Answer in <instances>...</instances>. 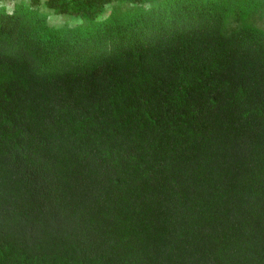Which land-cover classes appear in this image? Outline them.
Returning a JSON list of instances; mask_svg holds the SVG:
<instances>
[{"label":"trees","instance_id":"16d2710c","mask_svg":"<svg viewBox=\"0 0 264 264\" xmlns=\"http://www.w3.org/2000/svg\"><path fill=\"white\" fill-rule=\"evenodd\" d=\"M0 264H264V0H0Z\"/></svg>","mask_w":264,"mask_h":264},{"label":"rangeland","instance_id":"374dc122","mask_svg":"<svg viewBox=\"0 0 264 264\" xmlns=\"http://www.w3.org/2000/svg\"><path fill=\"white\" fill-rule=\"evenodd\" d=\"M51 20L53 23L57 24H63L67 20L65 17H60V16H52Z\"/></svg>","mask_w":264,"mask_h":264}]
</instances>
